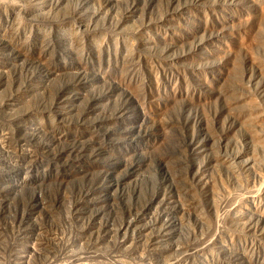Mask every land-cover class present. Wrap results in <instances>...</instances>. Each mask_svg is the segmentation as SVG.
<instances>
[{
  "label": "rangeland",
  "instance_id": "rangeland-1",
  "mask_svg": "<svg viewBox=\"0 0 264 264\" xmlns=\"http://www.w3.org/2000/svg\"><path fill=\"white\" fill-rule=\"evenodd\" d=\"M0 264H264V0H0Z\"/></svg>",
  "mask_w": 264,
  "mask_h": 264
}]
</instances>
